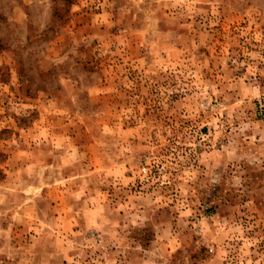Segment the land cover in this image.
Instances as JSON below:
<instances>
[{"label":"rangeland","instance_id":"1","mask_svg":"<svg viewBox=\"0 0 264 264\" xmlns=\"http://www.w3.org/2000/svg\"><path fill=\"white\" fill-rule=\"evenodd\" d=\"M0 264H264V0H0Z\"/></svg>","mask_w":264,"mask_h":264}]
</instances>
